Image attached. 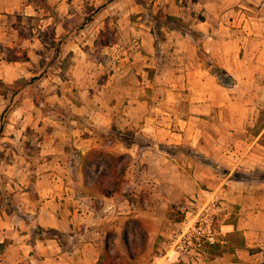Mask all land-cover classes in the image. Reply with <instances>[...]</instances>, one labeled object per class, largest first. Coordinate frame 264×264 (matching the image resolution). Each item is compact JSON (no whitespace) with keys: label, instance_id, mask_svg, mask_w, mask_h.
<instances>
[{"label":"rangeland","instance_id":"1","mask_svg":"<svg viewBox=\"0 0 264 264\" xmlns=\"http://www.w3.org/2000/svg\"><path fill=\"white\" fill-rule=\"evenodd\" d=\"M39 3L11 19L22 38L0 45V60L20 59L0 62V76L19 75L0 80V264H32L38 226L26 208L49 188L45 173L62 178L73 210L94 213L114 264H172L169 252L173 264H210L241 244L225 232L234 206L223 189L264 179V0ZM194 31L225 79L198 55ZM26 222L17 263L1 230ZM82 225L56 240L72 249ZM182 234L184 252L169 243Z\"/></svg>","mask_w":264,"mask_h":264},{"label":"crops","instance_id":"2","mask_svg":"<svg viewBox=\"0 0 264 264\" xmlns=\"http://www.w3.org/2000/svg\"><path fill=\"white\" fill-rule=\"evenodd\" d=\"M36 8V4L29 0H0V45L11 46L22 38L20 32L12 25V17H16L17 14L32 16L37 12ZM204 50L210 57V53L215 55L214 48H204ZM27 57H30L29 53H27ZM4 61L3 59L0 60V62ZM12 62L19 63V61H5L7 66H9L8 63L11 64ZM214 62L221 67L218 61L215 60ZM262 62L264 72V59ZM8 69H1L2 76H0V80L2 82L10 83L19 77L18 73L14 71L8 78L6 75ZM247 118L248 115H245L243 119L241 117L240 122L246 121ZM262 147L264 148L263 145ZM262 154L264 156V151H262ZM261 159L264 160V157H261ZM261 162L264 161L261 160ZM41 176H46L49 188L46 192L39 191L38 183L34 182L38 195L34 200L29 201L31 206L26 208L27 216L32 217L34 224L38 226L36 236L28 242V246H31L30 258L32 264H95L103 246L102 231L96 222V216L89 210H87V213L82 210L81 213H77L73 210L71 202L73 198H70L66 187L63 191L60 189L65 183L57 174L45 173ZM223 192L229 195L230 200L233 202L231 205L234 206L233 221L225 223V232L228 235H231L232 232H239L241 244L230 251L223 252L222 255L215 256L209 263L264 264V181L262 180L259 184L250 188L242 181H237V184L229 181ZM81 220L86 223L82 225ZM92 220H95V222H92ZM80 224L86 231L83 235L87 233L88 238H81L85 237L81 234L78 239L79 243L74 244L72 249L64 248L55 238L47 236L43 231L53 228L63 232H71L73 228H81ZM31 226L30 223L26 222V226L20 229L11 225V230H1V232L12 233L11 236L14 237L9 242L8 247H15L19 252L17 263L24 262L27 256L24 250L27 247L25 238L29 235L28 230ZM155 236L156 233L151 234L152 242L148 244V248L154 245ZM3 240V238L0 239V244H3ZM20 250H22L21 253ZM166 256H169L173 263L176 260V256L170 252Z\"/></svg>","mask_w":264,"mask_h":264},{"label":"trees","instance_id":"3","mask_svg":"<svg viewBox=\"0 0 264 264\" xmlns=\"http://www.w3.org/2000/svg\"><path fill=\"white\" fill-rule=\"evenodd\" d=\"M29 1L35 3L36 5L40 4L39 3L40 0H29ZM192 35H193V38H194V41H195V46L197 48V53H198V55L201 58H203V60L205 61L206 66L209 69V71L212 74H215L220 80L225 79L228 76V73H226V71L224 69L219 67L215 62H213L210 59L208 53L204 50V48L202 46V42L200 40V37H199L198 33H196V31H194L192 33ZM8 60L12 61V60H20V59H8ZM25 60H26V58H25ZM0 84H3V83L0 81ZM7 86H9V85H7ZM261 137L264 140V131L261 133ZM262 145L264 146V142L263 141H262ZM177 148L180 149L181 148L180 145H177ZM113 185H114L113 186V190L114 191H119L120 190V175H118L117 173H114ZM43 231L45 232V234L47 236H50V237L55 238V239L57 238L58 231L56 229L49 228V229H45ZM123 240H125L124 237H123ZM95 264H114V263L112 261V258L109 256L108 251L104 250V252L99 255V257H98V259H97ZM175 264H190V263L179 259Z\"/></svg>","mask_w":264,"mask_h":264},{"label":"built area","instance_id":"4","mask_svg":"<svg viewBox=\"0 0 264 264\" xmlns=\"http://www.w3.org/2000/svg\"><path fill=\"white\" fill-rule=\"evenodd\" d=\"M193 228L196 230L195 226H193ZM202 236H204V240L209 244H214L216 242L214 235L210 232L202 233ZM186 239L187 237L184 234H182L180 239H172L169 243L172 245V247L175 250L184 252L186 251L187 248V246L185 245Z\"/></svg>","mask_w":264,"mask_h":264}]
</instances>
